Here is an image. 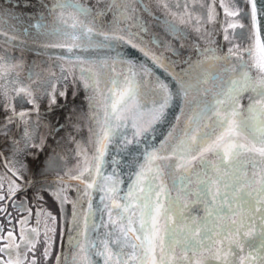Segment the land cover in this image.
Segmentation results:
<instances>
[{
  "label": "snow or ice",
  "instance_id": "6c2138e0",
  "mask_svg": "<svg viewBox=\"0 0 264 264\" xmlns=\"http://www.w3.org/2000/svg\"><path fill=\"white\" fill-rule=\"evenodd\" d=\"M247 2L250 11L242 12L239 8L230 10L220 0L227 16H243L250 22L248 26L228 25L233 32L230 37L225 29L223 38L231 45L225 55H216L215 48L201 50L200 55L205 51L213 55L195 64L188 63L187 68L178 72L168 57L162 63H158V57L152 58L157 67L172 68L170 75L178 78L176 93L159 78L158 88L143 89L141 83L151 69L141 65L137 73L130 59L123 62L128 68L126 76L112 77L113 65L103 61L101 74L97 75L91 68L83 67L76 50L85 42L100 48L121 43L136 47L131 38L125 40L123 35L97 32V26L90 25L94 16L99 19L109 12L117 19H130L135 14L139 32L132 33L129 28L123 31L139 40L149 31V21L139 12L147 13L158 24L162 22L169 33L186 34L175 20L168 18V13L176 16L184 11L191 16L187 0H155L156 6L165 12L159 17L153 16L145 0H104L105 6L98 9L86 6L83 0H51L45 6L50 15L55 14L53 26L45 35L64 39V44L54 46L66 48L70 57L75 58L74 68L80 73L83 87L98 90V81L103 80L108 93L99 118L92 117L91 159L85 149L83 166L70 177L78 184L77 193L84 195L74 202L71 220L66 221L70 258L61 253L64 264H264V0H260L259 8L258 0ZM173 8L177 12H171ZM3 14L0 10V17ZM192 23H199V18ZM237 28L241 31H235ZM153 43L163 41L153 35ZM139 51L148 55L144 48ZM221 62L228 65L224 69L227 80H222L219 74ZM56 66L62 77L66 75L59 63ZM52 79L36 86L52 87ZM218 80L221 84L215 85L214 93L211 87H204ZM0 82H3L0 96L6 98L10 87L17 102L25 96L32 97L34 102L35 97L26 86L17 87L22 82L10 64L6 69L3 57H0ZM192 92L198 96L189 103L184 127L175 135L169 129L167 136L171 139L166 137L158 146L150 147L149 142L165 120L174 95L183 102ZM208 93L213 94L209 97ZM245 98L247 105L241 103ZM91 106L96 107L95 100ZM24 116L25 113L19 114L21 120ZM32 139L25 130V147L36 151L38 146L31 145ZM35 139L39 140V136ZM209 153L218 158L217 163L209 160ZM121 165L129 170L123 188ZM55 166L63 171L58 158ZM193 176L197 181L195 189L190 186ZM18 189L20 185L10 180L7 197H14ZM89 190L101 194L100 204L95 208L88 197ZM63 191L61 188L58 197L61 205L66 201ZM192 196L195 200L185 203ZM5 199L0 177V202ZM85 202L86 213L82 211ZM196 203L203 205L205 214L187 215ZM24 204L25 201H20L19 207ZM4 211L0 208V212ZM19 223L22 225L19 243L15 242L14 229L5 235L0 226V264H37L34 253L31 260L27 255L34 248L37 230L26 233L23 229L26 220ZM49 254V248H45L44 255ZM60 260V256L56 257V264Z\"/></svg>",
  "mask_w": 264,
  "mask_h": 264
},
{
  "label": "water",
  "instance_id": "95a60500",
  "mask_svg": "<svg viewBox=\"0 0 264 264\" xmlns=\"http://www.w3.org/2000/svg\"><path fill=\"white\" fill-rule=\"evenodd\" d=\"M148 2V1H147ZM246 11H250V4L247 0H244ZM51 0H0V10H3L4 14L0 17V43L10 46L11 48L23 51L26 54H33L36 57H46L48 59H58L65 63L70 70L73 72V76L78 80L79 86L81 88V95L78 94L77 97L71 99L69 103H75L76 106H81L84 113L87 115V120L91 125V135H92V128H93V121L92 117L95 115L99 118V114L104 109L103 101L106 99L108 93L104 90L105 83L103 80L98 81V90L96 89H86L83 87V81L80 80V73L78 70L74 68V65L77 63L74 57H70V54L67 52V49L64 47H56L54 45L57 44H64L65 41L62 37L45 35L46 32L50 31L53 26V21L55 18V14H49L46 10L47 5H50ZM86 6L92 7L93 9L103 8L104 0L101 2H97L93 4L87 3L83 1ZM146 3V0H145ZM18 5V6H17ZM133 6L139 9V5L133 3ZM261 6L260 0H258V8ZM10 13V15H9ZM153 13V12H152ZM159 14L153 13V16L159 17L162 15L160 12ZM144 19L149 21L148 27L149 31L147 35L140 33V35H144L143 40L137 39L135 36L130 37L128 33L124 32L123 29L129 28L132 33L139 32V29L135 27V14H132L130 19H123L122 17L116 18L113 16L111 12L107 13L105 16L93 19L89 22L91 24H95L97 32H105L115 35H123L125 40L131 38L132 44L136 45V47H132L126 43H121L119 46H112V47H96L95 45H87V43H83L82 47L76 50V54L80 56L83 60V67L91 68L97 75L101 74V61L107 63H111L113 65L112 77L116 76H126L128 73V68L124 65V61L131 60L134 62V70L139 73L141 71V65L146 66L148 69H151V72L145 77V79L141 83V87L143 89H152L155 90L158 88V84L156 83L157 78L160 81L167 84L169 88L172 90L173 93L178 91L177 79H174L172 75V68H160L157 67L153 61V57H158V63L163 62L164 57H168L175 67V70L178 72L181 68H187L188 63L195 64L198 60H207L210 58L213 53L211 52H204V55H200L201 50H206L209 48L217 49L215 53L218 56H223L226 54L227 50L231 45L226 46L222 37L225 33L224 28V19L223 14H220L218 18V34H220V40L215 41L214 39H209L203 42L204 40H199L198 42L192 39L184 38V36L179 35V39L184 38V42L189 44H181L176 41L174 36L169 33L166 29V26L160 22L157 23L156 19H152V17L148 16L147 13L139 12ZM83 19V17H80ZM170 19V18H169ZM217 19V18H216ZM249 20L247 21V25H249ZM42 25V27L37 28V25ZM200 31V30H199ZM198 38H203L201 31L198 32ZM153 35H155L158 39H161L163 43L156 44L153 43ZM215 38V37H213ZM140 48H144L148 53L145 56L142 52L139 51ZM228 67V65L224 63H219V74L222 80H227L228 75L225 73L224 69ZM106 70V68L104 69ZM91 84V81H88ZM216 84H221V80L215 82V84L209 83L204 85V87H211L213 89V93L215 92ZM111 85H109L110 87ZM213 93H208L207 95L211 97ZM198 94L195 92L189 93L186 98L183 99L181 102V98L177 95H174L173 100L168 109L165 112V120L158 125V131L156 136L149 142V146L152 145L158 146L160 142H162L166 137H168L169 129H173V135H175L180 129L184 127L185 119L187 118L189 112V103L193 99L197 98ZM96 101V107L93 108L91 106V101ZM148 103H151V100H148ZM243 105H247V99H243L241 101ZM46 110V109H44ZM44 110H39L40 113L44 112ZM24 113V111H20L14 113L12 116H8L4 119H11L12 117H17L18 121L20 120L19 114ZM27 114V113H26ZM8 138V137H7ZM94 139V137H92ZM92 146V145H91ZM0 155L2 161L6 165L4 161V154L3 151L0 150ZM209 160H211L214 164L218 162V158L211 153L208 154ZM173 159H176L173 156ZM7 169L13 172L8 166ZM111 171V168L108 169ZM128 171L121 165V179L125 181L124 185L120 187H125L128 182ZM179 172L180 169H177ZM75 174H71L69 176L66 175H54V174H47V175H30L29 179L22 180L25 183V187L21 190H17L16 193H19L23 190H26L27 187H30L32 184H35L38 181H63L64 183L71 184L74 187V196L72 203L70 204V215L67 221L71 220V215L73 212L74 202L79 199V196L84 195L83 192L77 193L78 184L75 181H71L70 177ZM167 179V176H165ZM197 185V181L195 176H193V183L190 185L193 189H195ZM169 188H171V184L169 183ZM100 193L94 192L89 190L88 197L92 199L93 207L95 208L100 204ZM172 195H176L175 189L172 190ZM195 196L189 197L185 203L188 201H194ZM78 206V205H77ZM88 209L87 202L83 205V212L86 213ZM187 215L192 216H203L204 209L203 205L196 203L191 205L188 209ZM67 232H68V224L66 223L65 230L63 233V238L59 244V248L55 254V258L51 264H56V257L60 256V264H64L63 256L69 255V246L67 245ZM251 240L252 237H249ZM247 248V245H245ZM254 250V249H253ZM177 254L180 253L179 248L176 249ZM246 254V253H245Z\"/></svg>",
  "mask_w": 264,
  "mask_h": 264
},
{
  "label": "rangeland",
  "instance_id": "374dc122",
  "mask_svg": "<svg viewBox=\"0 0 264 264\" xmlns=\"http://www.w3.org/2000/svg\"><path fill=\"white\" fill-rule=\"evenodd\" d=\"M83 1L93 5L94 3L98 2V0ZM187 2V12L191 13L192 11H194L193 13H191V16H188L184 11H180L176 16H172L170 13H168V18L175 20L177 25L185 29L186 32V34L171 33L172 36L177 34L176 37L174 36L176 41L181 44H186L184 42L185 37L194 40L193 42H198V39L204 40L203 42L209 39L219 41L220 34L217 33L218 25L215 29H210L209 24L212 22L210 20H207L211 19L214 16L208 18L207 15L205 17V14L201 15L202 9L203 11L207 10L206 7L208 4V0L203 1L202 9L200 2H197V0H187ZM146 3H148L149 6L152 8L153 13L159 14L158 12H162V15L165 14L163 9H160L156 6L155 0H146ZM226 4L231 8L232 11L236 10V8H239L242 12H245L247 8L245 6L244 0H229V2H226ZM233 4H235V8L233 7ZM171 12H177V9L173 8L171 9ZM197 18H200L199 23L193 24L192 20ZM212 19L215 20V23H218L217 19ZM232 19H235L236 23H233ZM247 21L248 19H244L243 16H229V20L226 19L224 21L223 26L225 29H227L231 37L233 29L228 28V25L238 23L244 24L246 26ZM196 29H199L201 31V36H203L204 39L198 38L199 33L195 31ZM235 31L239 32L241 30L237 28ZM180 34H182V36L185 35L184 38L179 39ZM224 41L226 45L230 44L229 41ZM236 42L239 43L238 37L236 38ZM186 45L188 46L189 44L187 43ZM26 63L27 62L22 63L20 67H16L18 74L20 73V75H22V85H29V83L32 81V78L35 81H42L45 78L44 76H46V73H48L49 76L54 77V79H52L53 86H57V91L54 92L56 93L55 98L63 99L65 98L64 96H73L72 98H74L78 94L81 95L82 91L79 86L78 80L76 79L75 81V78L72 77V75L74 74L69 67L68 70L66 66L62 64V67L66 70V75L62 77L61 69L58 68L55 64L51 68L47 67L44 64H38L37 68H40L41 70L44 69L43 72L40 71V74L38 76L36 75V73L33 72L34 75L29 78L27 76L29 68L25 67L27 65ZM70 73L72 74L69 75ZM58 76L62 79H59ZM33 92L35 93L33 94V97H35L34 101L36 102L37 108H51L54 106L52 103V95L51 93H49L48 87H37L33 90ZM61 92L65 93V95L61 96L58 94ZM27 97L29 96H25V99L20 102H17V99H15V103H12L10 105V101L14 99L13 96H7L6 98L1 96V98L6 102L3 101L4 103L2 105V111L0 108V117L1 115L7 114L6 103H9V108L11 109L10 111H12L13 107L15 108V111L16 109H19L17 111H22V109L30 108L31 103H29ZM30 99H32V97H30ZM72 105L75 106L72 107V110L73 108L76 109V115L70 118V124L68 119H64V121L62 122L65 126L57 127L58 132L54 136L52 135L54 132L52 133V129L50 128V126H46V124L41 125L42 121L44 120V117H35L37 119L33 120L34 129L31 133H29V135L33 137V139L31 140V145L38 146L36 148V151L31 150V148L25 147V142H22L21 138V136H24V132L21 133L20 128L15 130L13 127L12 120H9L11 122H0V138H4L5 136L8 138H12L11 140L2 143L0 150H3L6 159L5 161L8 162L9 167L13 171H15L16 173H20V175L24 178L28 177L30 174L40 175L47 173H77V171L83 166V151L87 149L90 155L89 140L90 137L92 140V135L89 134L87 124L89 122H86V113H84L81 106H76L75 103ZM49 112L50 111H45L44 113ZM52 114L43 115L49 119L47 122L55 120V116L58 115L55 114V116H53ZM37 135L39 136V140L35 139ZM58 136H61L62 139H57ZM55 141L61 142V147H58L59 145L55 144ZM37 153H39V155H37ZM57 158L60 161V165L63 168V171H61L60 168L55 166V161ZM0 177H2L3 184H7L6 186H4V194L6 196V199L5 201L0 202V208L6 209V211L0 212V226H2V231L6 235L9 230L14 229L15 242L19 243V233L22 227L19 221L26 220V223L23 224V229L26 233L30 229L37 230V233L35 234V245L33 249L29 250L27 254L28 259L31 260L34 253L35 258L37 260V264H50L63 238L66 221L68 220V217L70 215L69 212L70 204L72 203L71 200L75 193L74 187H72V193L71 191L70 193H67L64 188L68 185H63L59 181L57 182L53 180H47L37 182V184H33L26 190H23L16 194L14 197L8 198L7 190L9 187L10 180L15 181V184L20 185V189L24 187V185H22V183H20L17 178H13L10 172L7 171L4 167H2L1 163ZM61 188H63V195L66 197V201L63 205H61V201L58 198L60 195ZM22 200L25 201L24 207H19V203ZM45 248H49L50 252L47 257L44 255Z\"/></svg>",
  "mask_w": 264,
  "mask_h": 264
},
{
  "label": "flooded vegetation",
  "instance_id": "af4514ba",
  "mask_svg": "<svg viewBox=\"0 0 264 264\" xmlns=\"http://www.w3.org/2000/svg\"><path fill=\"white\" fill-rule=\"evenodd\" d=\"M203 1L204 0H197V2H200V4H201V9L203 7ZM226 2H229V0H224V3H226ZM206 9H207L206 11H203V9H202V14L201 15L205 14V17H206V15H207V17L214 16L212 18H215V19L217 18V22H218L219 21L218 18L220 17V14L222 13L223 14L224 21L226 19L229 20V16H227L225 14L224 9L221 6L220 0H208V4H207ZM229 9L231 10L230 7H229ZM193 12L194 11H192L191 13H193ZM212 18L211 19H207L206 18V19L207 20H210L212 22V23L209 24L210 25V29H215L217 27L218 23H215V20H213ZM232 21H233V23H236L235 19H232ZM195 31L199 32V29H196ZM180 35H182V34H180ZM219 40H220V38H219ZM222 40L224 41V38H222ZM224 43H225V41H224ZM229 45L230 44H228L226 46H229ZM0 57H3L5 59V61H6V69H7L8 64L11 65L12 69L14 70V72L16 73V75L19 77V80L21 82H22V75H20V73L18 74V72L16 70V67L17 66L20 67V65L22 63H25V62H27L26 63L27 65L25 67L29 68V72L27 74L28 77H30V74L33 73V72L36 73L37 76L40 74V71L43 72L44 69L41 70L40 68H37L38 64H44L47 67L51 68L54 64L57 65V63H59L61 66H62V64L65 65L66 68L69 70L68 66L65 63H63L60 60H58V59H55V58L48 59L46 57H36L33 54H31V55L30 54H26L23 51L15 50V49H13V48H11L9 46L7 47V46H5V45H3L1 43H0ZM71 74L72 73H70L69 75H71ZM44 77L45 78L42 81H35L32 78V81L29 83V85L18 84L17 87L26 86L28 88V91L29 92H32V94H35L33 92V90L35 88H37L36 85H43L46 81H48L50 78H52V76H49L48 73H46V76H44ZM72 77H73V75H72ZM59 79H62V78L59 77ZM0 83H3V82H0ZM41 87L42 88H45L44 86H41ZM48 91H49V93H51V95H53V93L57 91V86H55V85L53 86V83H52V87H48ZM11 95L13 96L14 99H12L10 101V105L12 103H15V99H18V98L16 97L15 93L13 92V90L9 87L8 88V95L7 96L9 97ZM64 97L65 98H63V99H57V98H55V103L53 104L54 105L53 107H51V108L44 107L43 108V110L46 109L45 110L46 112L47 111H50L49 113H44V114H52L53 113L52 114L53 116H55V114H58V115L55 116V120H53L51 122H47L49 119L46 118V116H43L44 115L43 113H41V114L38 113L39 110H41V109L37 108L35 101L33 102V100L30 99V97H27V100L29 101V103H31V107H33V106H35V107L31 108L30 105H29L30 108L22 109L24 111V113H25V116H24L23 120L20 119L18 121V118L17 117H15V118L12 117L11 118V120L13 121V127H14V129L16 130V129H19L20 128L21 129V133H23V132L25 133V130H27L28 133H31L33 131V129H34L33 120L34 119L35 120L37 119V118H35L36 116H42V117H44V120L42 121L41 125H45L46 124V126H50V128L52 129V133L54 132L52 135L53 136L56 135L57 132H58L57 127H64L65 126L62 121H64V119H68L69 124H70V118L76 115V109L73 108V110H72V107H75V106L72 105L73 103H69V101L71 99H73L72 98L73 96L72 97L71 96L70 97L64 96ZM3 101H5V100H3L1 98V96H0V108H1V111H2V107H3L2 105L4 103ZM10 105H9V103H6V106H7L6 113L7 114L6 115H1L0 120L3 117H8V116L14 115L15 111L14 112L13 111H10L11 110L9 108ZM17 110H19V109H16V111ZM17 112H19V111H17ZM4 122H6V121H4ZM86 122H88V121H86ZM87 124H88L89 134L91 135L90 124L89 123H87ZM68 127H69V125H68ZM21 138H22V142H24V136L23 137L21 136ZM57 139H62V137L61 136H58ZM9 140H11V139H7L6 136L4 138H0V147L2 146V143H5V141H9ZM89 141H90V155H91V147H92L91 146V137H90V140ZM55 144H58L59 145L58 147H61V142L55 141ZM61 151H62V149H61ZM6 185L7 184H3V186H6ZM71 188H72L71 186L70 187L66 186L64 188V190L67 191V193H70V191L72 193L73 188L72 189Z\"/></svg>",
  "mask_w": 264,
  "mask_h": 264
},
{
  "label": "bare ground",
  "instance_id": "6f19581e",
  "mask_svg": "<svg viewBox=\"0 0 264 264\" xmlns=\"http://www.w3.org/2000/svg\"><path fill=\"white\" fill-rule=\"evenodd\" d=\"M75 97H77V96H75ZM74 97V98H75ZM4 118H7V117H4ZM4 118H1V120H0V122H4V121H9L10 119H4ZM180 251V250H179Z\"/></svg>",
  "mask_w": 264,
  "mask_h": 264
}]
</instances>
